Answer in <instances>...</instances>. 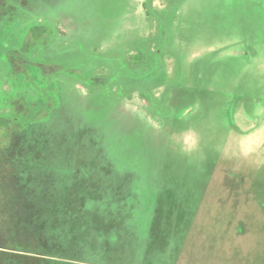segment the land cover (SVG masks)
I'll return each instance as SVG.
<instances>
[{
	"label": "rangeland",
	"instance_id": "rangeland-1",
	"mask_svg": "<svg viewBox=\"0 0 264 264\" xmlns=\"http://www.w3.org/2000/svg\"><path fill=\"white\" fill-rule=\"evenodd\" d=\"M27 1L19 0L24 12L0 1V44L8 45L0 46V59L35 63L11 45L27 33L28 11L57 19L66 39L55 47L82 44L90 73L104 77L115 100L105 89L89 95L72 87L59 73L64 107L44 128L55 140L79 130L80 155L99 158L125 181L126 205L119 198L110 205L123 213L116 221L125 244L112 250L110 263L264 264V0H151L148 14L147 0ZM34 48H27L30 59L39 57ZM143 48L151 57L138 69L139 84L124 86L133 98L122 100L106 77L117 58ZM142 92L154 102V119ZM50 174L36 173L44 200ZM98 236L82 230L77 252L85 243L97 247Z\"/></svg>",
	"mask_w": 264,
	"mask_h": 264
},
{
	"label": "trees",
	"instance_id": "trees-1",
	"mask_svg": "<svg viewBox=\"0 0 264 264\" xmlns=\"http://www.w3.org/2000/svg\"><path fill=\"white\" fill-rule=\"evenodd\" d=\"M4 1L5 6L14 4L23 11L19 0ZM34 1H27V5ZM150 3L151 0H147L144 4L147 14ZM2 5L0 2V9ZM28 14L30 19L25 25V42L28 45L35 44L40 37L51 38L57 32L56 23L50 25L44 19L31 18L35 14L29 11ZM14 43L11 46L18 41ZM160 49V46L157 47L152 54L155 62ZM149 56L151 53L143 48L131 54L126 61L117 58L113 74L106 77L110 78L107 87L115 88L122 100H131L133 96L125 92L124 86L135 79L134 69L147 65ZM41 57L42 66L48 71L50 67H57L75 83H82L71 66L65 63L61 66L55 60L56 64H46L48 60ZM4 58L0 59L3 63V66L0 64V264H117L110 263V258L116 246L125 244L119 236L120 226L116 221L123 213H119L118 208L113 210L110 205L114 203L113 198H119L117 205H126L121 198L129 195L119 190L125 181H120L123 178L116 171L109 174L110 168L99 158L80 155H83L82 150L85 153V144L79 130H73L69 138L66 135L61 140H55L54 135L44 130L64 107L51 72H45V77L39 80L27 68L31 66V61L24 69L16 66L20 62ZM25 62L28 63L27 59ZM57 62L63 63L60 60ZM16 67L22 71H16ZM104 84L84 83L89 86L92 95L98 90L103 92ZM27 88L38 92L42 103L40 113L25 107ZM104 94L115 101L108 88ZM138 96L149 104L145 111L154 119L155 114L150 109L154 102L149 93H138ZM157 108V116L163 117L162 109ZM28 136L32 140L28 141ZM35 141L40 142L39 147L43 148L41 154L37 155ZM29 146L31 150L26 151L24 147ZM40 170L51 173L50 200H44V194L48 193L39 191L43 190L42 183L35 181ZM119 191L121 197L117 196ZM73 192L76 196L70 199ZM103 211L107 215L100 214ZM101 215H106L108 219H103ZM87 229L99 235V245L94 247L85 243V249L77 252L84 242L82 230Z\"/></svg>",
	"mask_w": 264,
	"mask_h": 264
},
{
	"label": "flooded vegetation",
	"instance_id": "flooded-vegetation-1",
	"mask_svg": "<svg viewBox=\"0 0 264 264\" xmlns=\"http://www.w3.org/2000/svg\"><path fill=\"white\" fill-rule=\"evenodd\" d=\"M33 17L41 18V19L45 18V17L43 18L39 15H33ZM44 21H45V23H48L50 25H52L53 23H56L57 28H58L57 32L51 38L40 37L38 39V41H36L35 44H33V45H28L25 42L27 33H23L22 36L20 37L18 43L15 45V46H18V48L14 51L16 53H18L25 60L26 59L27 60H33V61L35 60V63L30 64L31 66H29V67H27L26 65H23L22 67H24V66L27 67L28 70H31V72L34 74L35 77H39V80H41L43 77H45V75H46L45 72H47L48 70L42 66V63H41V60L39 57L43 56L48 61H50V60L53 61V57L59 58L58 60H60L61 62L65 63L68 66H71L72 68H74L76 70V72L78 73V75L76 76L77 79H80L81 82L83 83V84L82 83H75L74 80L69 77V75H67L66 73L64 74L61 70H58L57 67H50L48 72H51V75L53 76V80L56 83V88L58 87L59 92H60V82L58 81V79H59L58 74L61 73L68 78L72 87H77V86L81 87V88L85 89L87 91V93L90 95L91 94L90 88H89V86L84 85V83H92L93 85H98V84H101V82L99 80L104 78V77L100 74L94 76L95 74L90 73L88 65H87L88 64L87 61L89 60L87 57L88 54L84 50L85 48L82 47V44L81 45L78 44L77 45L78 48L76 50H72V49L59 50V49H57V47H55V46H61L59 44L63 43L62 40L66 39V38L64 39V37H61L62 36L61 31H60L61 28L59 26L61 24V22L57 19H55V20L44 19ZM2 46H8V45L2 44ZM28 46H35L34 49L38 51V56H39L37 59L34 58L33 56L31 57L32 59L27 57L26 50H27ZM79 56H82V59H78ZM4 60H6V58H4ZM14 62H15V60H14ZM32 65H33V67H32ZM25 67H24V69H25ZM21 71H22V69H21ZM133 71L135 72V75H134L135 79L130 80L129 82H130V84L131 83H134V84L138 83L139 84V82L137 80H139L138 78H140L139 77L140 74L138 73V70H136V69H134ZM50 84H52V83H49V85ZM99 91L100 90H98L97 92H99ZM26 95H27L28 99H27V101H24L25 107L28 106L29 109H33L34 113H40L42 103H41L40 97L38 95V92L32 91L30 88H27L26 89ZM26 103H28V105Z\"/></svg>",
	"mask_w": 264,
	"mask_h": 264
}]
</instances>
